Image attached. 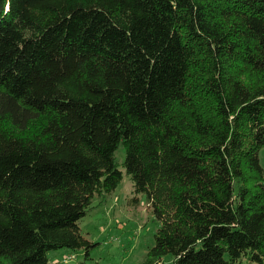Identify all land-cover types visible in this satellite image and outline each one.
<instances>
[{
  "label": "trees",
  "instance_id": "1",
  "mask_svg": "<svg viewBox=\"0 0 264 264\" xmlns=\"http://www.w3.org/2000/svg\"><path fill=\"white\" fill-rule=\"evenodd\" d=\"M263 148L264 0H0V264H87L121 167L140 264H264Z\"/></svg>",
  "mask_w": 264,
  "mask_h": 264
},
{
  "label": "rangeland",
  "instance_id": "2",
  "mask_svg": "<svg viewBox=\"0 0 264 264\" xmlns=\"http://www.w3.org/2000/svg\"><path fill=\"white\" fill-rule=\"evenodd\" d=\"M116 158L125 159L123 148ZM264 168V148L260 152ZM123 181L116 191L105 197H96L86 217L79 225L84 238L98 243L90 252L87 264H140L155 243L160 223L148 206L146 195L135 194L133 182L124 168ZM137 200V201H136ZM49 264H80L85 261L82 252L57 250L48 254ZM164 264H170L167 258ZM241 264H248L243 260Z\"/></svg>",
  "mask_w": 264,
  "mask_h": 264
}]
</instances>
